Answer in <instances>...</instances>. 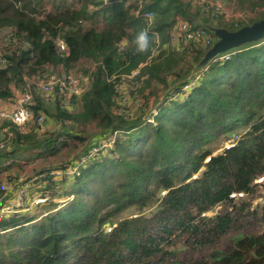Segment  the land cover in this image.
<instances>
[{
  "label": "trees",
  "instance_id": "1",
  "mask_svg": "<svg viewBox=\"0 0 264 264\" xmlns=\"http://www.w3.org/2000/svg\"><path fill=\"white\" fill-rule=\"evenodd\" d=\"M195 1L0 0V28L14 40L0 43V98L50 67L90 76L82 94L58 92L49 103L35 89L29 128L6 122L11 148H0V173L24 150L38 151L29 161L69 149L85 162L60 186L50 167L36 170L49 183L44 214L0 212V264H264V200L254 202L264 197V38L196 72L213 42L160 49L179 18L216 40L209 26L220 10ZM226 1L232 14L264 5ZM223 17L217 26L237 29L264 10ZM141 28L152 39L138 52ZM123 83L138 93L132 112L120 104ZM41 115L60 130L41 135ZM220 137L233 144L216 151Z\"/></svg>",
  "mask_w": 264,
  "mask_h": 264
},
{
  "label": "rangeland",
  "instance_id": "2",
  "mask_svg": "<svg viewBox=\"0 0 264 264\" xmlns=\"http://www.w3.org/2000/svg\"><path fill=\"white\" fill-rule=\"evenodd\" d=\"M194 2H196L194 0ZM222 6H225L227 8V10L230 12V14L225 15L223 13V11L221 10L219 13H214V17L211 20L212 25L211 26H217V24L219 23L220 18L224 17H230L233 16L234 14H237L239 16H241V14H246L248 16H253L255 14V12L257 11H263L264 10V5L262 6H256V8L254 10L246 8L244 9L242 12H238L236 11V13H233V8H230V6L232 7V5L226 1V0H222L221 2ZM213 6V5H212ZM214 10H217V7L214 6ZM232 12V13H231ZM235 12V11H234ZM223 17V18H224ZM210 27V26H209ZM13 37L12 32H11V27L9 26H3L0 28V43L1 45H9L12 46L13 45V41H10V39ZM192 42V41H191ZM194 42H198L196 40H194ZM215 42V40L213 41V43ZM212 43V44H213ZM12 44V45H11ZM186 44V43H185ZM159 46V45H158ZM183 47L181 45V42L179 40H174V39H170L168 40L165 44H163L162 46H160V49H170V48H174L176 50H181ZM211 47V46H210ZM230 55L231 54H235L236 51L232 50L229 52ZM205 54V53H204ZM204 56V55H203ZM202 56V57H203ZM224 53L218 55V57H214L213 59H228L226 56L224 57ZM230 57V56H229ZM201 60V59H200ZM7 60L5 59L3 62H1V66L3 67L5 62ZM211 61V60H210ZM200 62V61H199ZM48 73L47 75L49 76L50 74H58V75H63L65 73H72L75 75H84V72H80L78 70H59L56 68H48L47 69ZM55 71H60V73H57ZM196 72H198L197 70H195ZM199 77V75L197 76V78ZM36 79V78H35ZM38 80V79H36ZM194 82L186 84L184 86L185 89H190V87L193 85ZM86 85V84H85ZM135 86V85H134ZM133 85H129L128 83H123L120 86V91H121V96L122 98L120 99V104L123 105V108H128L126 110H128L129 112L133 111L136 108V102H138L137 100V96L138 93L135 92V87ZM12 88H13V96L12 99L4 101L5 104L9 105L11 104L9 101L15 99V95L20 93V89L22 88L19 84H12ZM0 100H4V99H0ZM47 103L51 102V100H46ZM49 108V110H52L53 108V104H46ZM158 112V109L156 107L152 108V115L150 116L151 120H153V114H156ZM45 118V116H43ZM8 119H0V136L3 134V128L6 125ZM30 120V121H29ZM29 124L30 123H35L36 122L33 119H29ZM38 119H36L37 121ZM27 121V122H28ZM34 121V122H33ZM26 122V123H27ZM44 122V119H43ZM25 123V125L23 124V129L25 130V128H29V126L27 127V124ZM15 125V124H14ZM45 128L43 130H40L39 127H37L38 132L42 135L44 134L45 130H50V131H58L61 128V124L58 123L54 117H46L45 120ZM17 128H22L20 127V125L16 124ZM20 129V130H23ZM114 137V136H113ZM112 139V138H111ZM107 139H103L102 141V147L104 148L103 151H106V149L108 147L111 146V144H113V139L112 141H106ZM233 144V139H229V138H223L220 137L219 141L214 145L216 151H221L223 150V148L225 146L231 145ZM7 149H9V147H6ZM99 149V148H98ZM38 151H19L18 153L16 152L14 154V156L16 158H18V161H16L17 163L12 162L11 164H9V168L7 170H4L3 172L0 173V184L3 183V185H5V199H6V203L0 205V212H18L19 214L24 213L25 215H42L45 212V209L43 208V204L44 202H46L48 196H45V192H48L46 190V187L49 183L47 180H41L39 177V174L35 175L36 170L40 169L42 166H46V167H50V169H52L53 172H55V176H54V180L57 181L58 186H60L59 184L63 181H68L66 180L69 176L72 177L74 174V167L76 166V164L80 163V162H85L83 159L80 160L79 162L76 161V155H77V151H72L69 149H63L62 152L57 155V156H52L49 159H43V156L40 157H36L33 158L31 161L30 158H32V156H36ZM93 152L98 153L99 150H94ZM12 153V152H11ZM18 156V157H17ZM56 163V164H54ZM62 164V165H61ZM62 166V167H66L63 171L62 169H56L58 166ZM74 165V167L72 166ZM72 166V167H70ZM59 168V167H58ZM61 168V167H60ZM56 169V170H55ZM45 174V173H42ZM61 179V180H59ZM63 179V180H62ZM65 179V180H64ZM59 181V182H58ZM45 187V188H44ZM263 192H264V188H260ZM234 195L236 193H233ZM3 196H0V200L2 199ZM259 197V196H257ZM53 200H56L55 198H52ZM264 197H259L256 198V200H254V202H258V201H263ZM3 207V208H2ZM11 213V212H9ZM129 216L126 213H122L120 214L119 218H123V217ZM113 225H108L107 229H111Z\"/></svg>",
  "mask_w": 264,
  "mask_h": 264
},
{
  "label": "built area",
  "instance_id": "3",
  "mask_svg": "<svg viewBox=\"0 0 264 264\" xmlns=\"http://www.w3.org/2000/svg\"><path fill=\"white\" fill-rule=\"evenodd\" d=\"M207 2L217 7V10H222L225 15L230 14L227 8L221 5L222 0H208ZM145 14L147 19L152 21L154 12L148 11ZM170 39H174L175 41L179 40L182 46H187L191 41L194 40L198 41L203 46H208L214 41L215 38L209 34L207 30H195L191 28L189 22L183 18H179L172 29ZM59 45L62 50L67 48L65 41L62 39L59 40ZM229 52L224 53L227 58L230 56ZM25 81L26 85L20 89V93L15 95V99L9 101L11 104L7 105L4 103V101L10 100L12 97L0 98L4 99L0 100V119H9L13 124L20 125V127H22L23 124L25 125V123L32 118L30 106L35 103V89L40 92L41 97H43L45 100H51L58 92L64 93L66 95H79L89 87L90 76L89 74L75 75L72 73L63 75L50 74L49 76H25ZM43 116L41 115L37 118V123L40 130L45 128ZM20 129H23V127ZM2 131L3 134L0 136V148H11V145L8 142V138L12 135L9 126L5 125ZM5 134H8V138H5Z\"/></svg>",
  "mask_w": 264,
  "mask_h": 264
},
{
  "label": "water",
  "instance_id": "4",
  "mask_svg": "<svg viewBox=\"0 0 264 264\" xmlns=\"http://www.w3.org/2000/svg\"><path fill=\"white\" fill-rule=\"evenodd\" d=\"M211 33L216 36L215 42L205 52L195 70L203 67L214 57L229 52L248 43L264 38V17L242 25L237 29H228L223 26H210Z\"/></svg>",
  "mask_w": 264,
  "mask_h": 264
},
{
  "label": "clouds",
  "instance_id": "5",
  "mask_svg": "<svg viewBox=\"0 0 264 264\" xmlns=\"http://www.w3.org/2000/svg\"><path fill=\"white\" fill-rule=\"evenodd\" d=\"M136 50L138 52L145 51L151 42V35L147 28H141L135 36Z\"/></svg>",
  "mask_w": 264,
  "mask_h": 264
}]
</instances>
